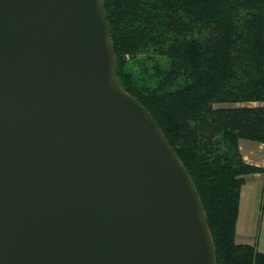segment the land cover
Returning <instances> with one entry per match:
<instances>
[{
	"label": "water",
	"instance_id": "obj_1",
	"mask_svg": "<svg viewBox=\"0 0 264 264\" xmlns=\"http://www.w3.org/2000/svg\"><path fill=\"white\" fill-rule=\"evenodd\" d=\"M0 264H218L104 0H0Z\"/></svg>",
	"mask_w": 264,
	"mask_h": 264
},
{
	"label": "trees",
	"instance_id": "obj_2",
	"mask_svg": "<svg viewBox=\"0 0 264 264\" xmlns=\"http://www.w3.org/2000/svg\"><path fill=\"white\" fill-rule=\"evenodd\" d=\"M123 88L155 118L192 176L218 264H264L236 243L240 141L264 143V0H104ZM258 106L215 108L216 104Z\"/></svg>",
	"mask_w": 264,
	"mask_h": 264
},
{
	"label": "crops",
	"instance_id": "obj_3",
	"mask_svg": "<svg viewBox=\"0 0 264 264\" xmlns=\"http://www.w3.org/2000/svg\"><path fill=\"white\" fill-rule=\"evenodd\" d=\"M239 145L246 163L264 168V143L241 140ZM256 216L264 220V173L245 176L236 226L237 244H250L264 253V236L255 237L246 227L250 226L252 217Z\"/></svg>",
	"mask_w": 264,
	"mask_h": 264
},
{
	"label": "rangeland",
	"instance_id": "obj_4",
	"mask_svg": "<svg viewBox=\"0 0 264 264\" xmlns=\"http://www.w3.org/2000/svg\"><path fill=\"white\" fill-rule=\"evenodd\" d=\"M260 104L258 103H239V104H216L215 108H228V107H242V106H258ZM255 216V215H254ZM248 228V230H251V233L253 236L257 237V236H264V220L262 221L260 219V217L256 216V217H252V222L250 224V226H246Z\"/></svg>",
	"mask_w": 264,
	"mask_h": 264
}]
</instances>
